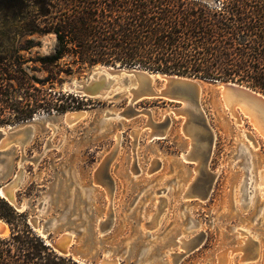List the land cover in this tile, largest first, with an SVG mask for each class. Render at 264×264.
<instances>
[{"label":"rangeland","instance_id":"obj_1","mask_svg":"<svg viewBox=\"0 0 264 264\" xmlns=\"http://www.w3.org/2000/svg\"><path fill=\"white\" fill-rule=\"evenodd\" d=\"M54 48L52 34H25L15 10L0 4V69H23L32 81L42 80L47 74L39 59ZM69 62H61L71 73L62 74L55 91L76 93L67 86L97 74L99 65L78 70ZM129 97L117 84L88 98L81 110H40L19 122L9 111L0 114L9 121L0 125V189L7 185L14 201L25 203L19 213L39 236L35 225L48 227L45 242L70 235L75 261L95 264L110 253L119 264H174L173 255L180 256L176 264H264V183L255 173L260 158L264 162V138L249 119L218 120L203 95L215 144L208 163L199 164L189 157L191 138L181 131L185 117L170 113L178 104L144 99L133 105L139 113L130 115ZM73 113L83 115L67 121ZM167 113L164 138L152 137L150 122ZM27 126L33 130L25 142L22 135L9 138ZM239 144L252 155L251 177ZM211 182L203 201L192 188ZM188 246L194 249L186 253Z\"/></svg>","mask_w":264,"mask_h":264},{"label":"trees","instance_id":"obj_2","mask_svg":"<svg viewBox=\"0 0 264 264\" xmlns=\"http://www.w3.org/2000/svg\"><path fill=\"white\" fill-rule=\"evenodd\" d=\"M207 1L0 0L15 10L25 34L55 38L53 52L39 59L44 79L32 81L23 69H0V114L9 111L19 122L40 110L64 114L86 108L88 98L54 90L62 74L71 73L62 69L64 59L78 70L138 67L233 82L264 95V0ZM7 122L0 119V125ZM0 220L10 230L0 237V264H80L54 251L26 215L1 197Z\"/></svg>","mask_w":264,"mask_h":264},{"label":"water","instance_id":"obj_3","mask_svg":"<svg viewBox=\"0 0 264 264\" xmlns=\"http://www.w3.org/2000/svg\"><path fill=\"white\" fill-rule=\"evenodd\" d=\"M123 88L129 97L128 114L139 113L133 105L144 99L163 100L169 103H176L178 108L172 109L171 114L185 117L182 133L185 137L191 138V150L189 157L198 158L199 164H207L215 144V133L207 121V115L201 107L203 95H207L215 110H225L233 115L240 114L248 119H254L257 115H264V95L256 90L233 82H221L218 80H204L188 78L176 75L154 74L144 71L138 67L130 69L116 66L99 65L97 74L90 79L77 82L75 85H68L69 90L82 94L83 97L93 98L109 92L115 85ZM151 120L150 111H146ZM216 114V112H215ZM167 113L160 122L151 121L153 137L164 138L170 127L171 119ZM240 117V118H241ZM33 127L27 126L18 131L9 133L10 139L22 135V142L30 138ZM263 137V136H261ZM264 138V137H263ZM198 174H201L199 171ZM8 187L5 185V188ZM212 182L207 186L195 185L192 190L205 201L211 192ZM2 198V197H1ZM8 202V201H7ZM9 203V202H8ZM10 204L17 212L20 205L13 201ZM1 223H4L0 220ZM34 222H36L34 220ZM5 224V223H4ZM48 227L37 228L41 235L45 234ZM104 226L102 229H106ZM101 229V230H102ZM1 233V227H0ZM40 235V236H41ZM48 242V241H47ZM46 242V243H47ZM63 236L54 243H47L54 251L63 256H70L68 243ZM194 248L188 246L186 253ZM180 256L173 255V263L176 264ZM80 264H94L86 260L76 259ZM95 264H119L118 259H104L103 257Z\"/></svg>","mask_w":264,"mask_h":264},{"label":"bare ground","instance_id":"obj_4","mask_svg":"<svg viewBox=\"0 0 264 264\" xmlns=\"http://www.w3.org/2000/svg\"><path fill=\"white\" fill-rule=\"evenodd\" d=\"M216 112V117L218 120L220 121H223L226 117H232L234 119H236L237 121L240 120L241 118V115L239 114H231V113H227L225 110H215ZM83 114H78V113H73V114H68L66 116L65 119H67V121L71 122L73 121V118L74 120L78 119L79 117H81ZM70 116H73L72 120ZM70 118V119H69ZM249 122L252 124L253 128L257 131V133L260 135V136H263L264 137V115H257L254 117V119H249ZM153 135V134H152ZM153 137V136H152ZM190 150H191V144H190ZM237 153L243 158V160H245L247 163H246V172H247V175H250L251 177V169L253 168V164H254V161L250 162V157L252 156L251 153L249 152L248 150V147H245L243 144H239L238 147H237ZM261 161V162H259ZM258 161V168H256V172L258 177H257V183H264V162L261 160ZM253 175V174H252ZM256 175V176H257ZM256 183V184H257ZM259 186V184H258ZM15 189V187L13 188ZM259 191L261 192L262 189L259 188ZM0 197L6 199V201H8L10 204H14L13 201H14V197H13V194L12 192L8 189V191L4 188H1L0 189ZM25 206V203H23L21 206H20V211L21 209H23ZM0 227H1V233H0V236L1 237H5L8 235V227L6 224L4 223H1L0 222ZM41 237H44V236H41ZM64 239L66 241H70L71 240V236L70 235H64L63 236ZM49 243V241L47 242ZM104 259H111L110 258V253H105L104 256H103ZM75 259V258H73Z\"/></svg>","mask_w":264,"mask_h":264}]
</instances>
